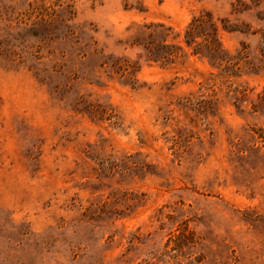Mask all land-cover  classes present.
<instances>
[{"label":"rangeland","instance_id":"374dc122","mask_svg":"<svg viewBox=\"0 0 264 264\" xmlns=\"http://www.w3.org/2000/svg\"><path fill=\"white\" fill-rule=\"evenodd\" d=\"M0 264H264V0H0Z\"/></svg>","mask_w":264,"mask_h":264},{"label":"trees","instance_id":"16d2710c","mask_svg":"<svg viewBox=\"0 0 264 264\" xmlns=\"http://www.w3.org/2000/svg\"><path fill=\"white\" fill-rule=\"evenodd\" d=\"M208 25L211 28V33L205 34L202 31H196V28L198 26L202 25ZM222 28H226L224 24L221 25ZM218 31V25L216 21H214L213 16L209 12L200 13L199 15L193 16L191 21L188 23L187 27L184 31V42L187 46H193V51L195 54H199L201 51L198 48V45L202 43L206 48L210 50V52H213L216 50L215 40L216 33ZM197 37H202V42H197ZM156 47L160 48H167V45L161 44L160 46H145L146 54L148 57V60H155L158 56V58H163L166 55H161V53H156L155 49ZM158 54V55H157ZM170 54V53H168Z\"/></svg>","mask_w":264,"mask_h":264}]
</instances>
